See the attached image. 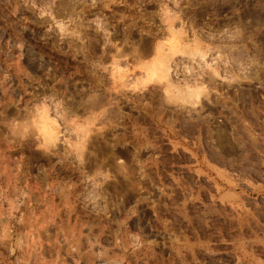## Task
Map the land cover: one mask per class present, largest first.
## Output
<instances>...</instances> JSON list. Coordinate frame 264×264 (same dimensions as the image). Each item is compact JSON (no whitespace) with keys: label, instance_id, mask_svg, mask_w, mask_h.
Instances as JSON below:
<instances>
[{"label":"rangeland","instance_id":"rangeland-1","mask_svg":"<svg viewBox=\"0 0 264 264\" xmlns=\"http://www.w3.org/2000/svg\"><path fill=\"white\" fill-rule=\"evenodd\" d=\"M0 264H264V0H0Z\"/></svg>","mask_w":264,"mask_h":264}]
</instances>
